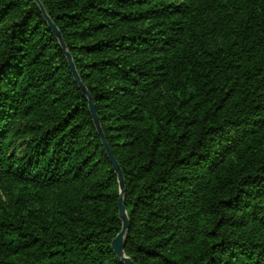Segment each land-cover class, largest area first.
<instances>
[{"label":"trees","instance_id":"16d2710c","mask_svg":"<svg viewBox=\"0 0 264 264\" xmlns=\"http://www.w3.org/2000/svg\"><path fill=\"white\" fill-rule=\"evenodd\" d=\"M123 174L134 264H264V0H39ZM117 176L34 0H0V264H123Z\"/></svg>","mask_w":264,"mask_h":264},{"label":"water","instance_id":"95a60500","mask_svg":"<svg viewBox=\"0 0 264 264\" xmlns=\"http://www.w3.org/2000/svg\"><path fill=\"white\" fill-rule=\"evenodd\" d=\"M36 2V4L38 5L41 14L43 15L44 19L46 20L48 26L50 27L51 31L53 32L54 36L56 37V39L58 40L61 48L64 51L68 66H69V70L71 72V75L74 79L75 84L77 85L78 89L81 91V93L86 97L87 102H88V108H89V112L91 114V117L93 119V123L94 126L96 128L97 134L101 140L102 146L110 160V163L112 165L113 171L115 172L116 176H117V182H118V186H119V198H118V211H119V220L121 221V231L120 233L115 237V239L112 241L111 243V247L113 249L114 254L116 255V257L120 260V262H122L123 264H134L129 258L126 257L125 252H124V241L126 238V233L129 229V220L127 217V213L126 210L124 208L123 205V196L125 194V183H124V178H123V174L121 172V169L119 168V165L117 163V161L115 160L107 142L105 139V135L103 133V130L101 128L100 125V121L99 118L96 114L95 111V107L93 105L92 102V98L89 95V93L87 92L85 86L83 85L78 72L75 68L73 59L71 57V55L69 54V52L66 50L65 44L63 42V39L58 31V29L56 28V26L52 23V21L49 19V17L47 16L44 7L41 5V3L39 2V0H34Z\"/></svg>","mask_w":264,"mask_h":264}]
</instances>
